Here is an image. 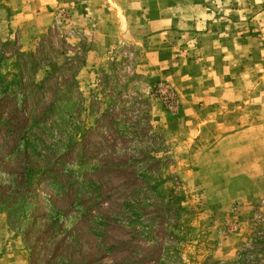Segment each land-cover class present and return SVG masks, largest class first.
Instances as JSON below:
<instances>
[{
	"label": "rangeland",
	"instance_id": "obj_1",
	"mask_svg": "<svg viewBox=\"0 0 264 264\" xmlns=\"http://www.w3.org/2000/svg\"><path fill=\"white\" fill-rule=\"evenodd\" d=\"M231 82L242 147L192 163L179 96ZM262 234L264 0H0V264H264Z\"/></svg>",
	"mask_w": 264,
	"mask_h": 264
},
{
	"label": "crops",
	"instance_id": "obj_2",
	"mask_svg": "<svg viewBox=\"0 0 264 264\" xmlns=\"http://www.w3.org/2000/svg\"><path fill=\"white\" fill-rule=\"evenodd\" d=\"M28 15L29 14H23L19 11L12 19H14V23H16V20L20 16L28 17ZM230 84H232L234 88H230L228 92L225 93H218V90L211 86L207 90L209 93L201 94V96L196 98H189L182 94L179 96V115H195L197 118H195V121L186 119L185 122H177L174 128L166 130L164 135L175 141H179L178 144H176V142L173 143L174 147H178L180 143L181 145L187 143L188 138H190L194 130L200 132L198 144H195L196 149L194 150V160L192 163L198 161V159H196L198 156L197 153L202 152V150L204 155H212V153L218 154L221 147H230L231 143H234L235 149L240 148V146L242 147L243 142H240L242 141L243 135L241 129L244 125L242 119L244 111H246L248 107L242 105V90L236 88L237 84L235 82H231ZM200 115L204 117H200ZM177 117L179 118V116ZM206 132H209L208 135H206ZM211 159L212 158H209L206 163H211ZM216 159L218 158H214V160ZM217 162L223 164L229 163L221 160Z\"/></svg>",
	"mask_w": 264,
	"mask_h": 264
},
{
	"label": "trees",
	"instance_id": "obj_3",
	"mask_svg": "<svg viewBox=\"0 0 264 264\" xmlns=\"http://www.w3.org/2000/svg\"><path fill=\"white\" fill-rule=\"evenodd\" d=\"M262 235L264 236V234H262ZM253 240H254L255 242H256L257 240H260V236H259V235L256 236ZM263 241H264V240H263ZM259 242H261V241H259ZM253 249H254V246H249L248 248H246V249L241 253V255L244 256V258H242V259H246V256L248 255V253L252 254V253H253ZM236 263H239V261H236L234 264H236Z\"/></svg>",
	"mask_w": 264,
	"mask_h": 264
}]
</instances>
